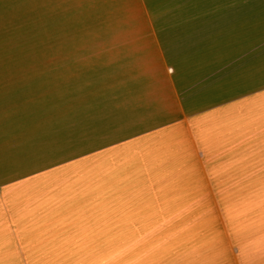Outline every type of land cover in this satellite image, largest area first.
I'll use <instances>...</instances> for the list:
<instances>
[{
  "label": "crops",
  "instance_id": "crops-1",
  "mask_svg": "<svg viewBox=\"0 0 264 264\" xmlns=\"http://www.w3.org/2000/svg\"><path fill=\"white\" fill-rule=\"evenodd\" d=\"M193 1L174 8L179 2L18 0L11 7L22 27L39 28L37 41L66 44L53 53L63 63L51 70V97L71 156L0 186L70 172L87 188L71 203H80L84 218L101 208L104 226L83 232L103 236L95 241L44 242V234L82 231L59 232L43 214L36 229L25 228L20 216L18 229H0L7 236L0 264H264V5ZM159 9L182 13L156 17ZM28 118L33 128L46 114ZM25 124L24 116L0 124V143ZM113 203L133 218L143 203L138 218L157 221L106 226ZM66 212L74 218L75 206ZM95 250L134 258L122 253L111 263Z\"/></svg>",
  "mask_w": 264,
  "mask_h": 264
},
{
  "label": "rangeland",
  "instance_id": "rangeland-1",
  "mask_svg": "<svg viewBox=\"0 0 264 264\" xmlns=\"http://www.w3.org/2000/svg\"><path fill=\"white\" fill-rule=\"evenodd\" d=\"M147 1L149 7L153 6L150 3H154V7L156 3L160 7H172L179 2L180 5L174 8L182 6L181 3H195L193 0ZM249 1H253L254 7H262L264 5V0H210L208 3L203 4L212 7L217 6L221 9L225 8V3L239 2L243 6ZM5 3L7 5L2 8V4ZM17 3L18 0L0 1V9L10 11L7 12V17H0V124L11 125L17 122L21 116H24L26 124L25 126L8 129L7 138L0 143V182L11 181L30 173H35L38 167L45 168L54 165L59 160L69 159L71 156L70 134L65 136V133H63V137L58 136L59 130L56 129L53 110L54 99L51 97L54 91V72L51 70L56 66L57 61L60 64L63 63V59L60 57L56 58L53 53L57 50H66V44L37 41L40 39L37 35L41 33L39 28L22 27L19 11L11 9ZM218 3H221V5ZM240 5L239 7H241ZM147 13L150 16L149 11H144V16ZM181 13L182 11L155 10L156 17L160 15L162 17L171 16L177 18ZM185 13L188 14L189 12ZM195 13L196 11L190 12L192 17ZM13 14L16 15L15 18L12 17ZM14 22L17 23L13 26ZM260 32H262L261 27L256 26V37ZM90 45L96 48L106 44ZM30 114L32 116L46 114V121L44 119L42 122H36L32 128L27 124ZM57 144L58 146H56ZM78 150H81L80 147ZM54 152H57V154H54ZM64 166L67 165L61 166L62 168L58 170L65 168ZM69 166L68 164L67 167ZM36 174L13 185L0 186V229L7 226L18 229L20 227L18 221L20 216L25 218L23 220L25 221V228L37 227L36 217L39 214H43L45 220L53 219L50 225L59 232L64 231L67 227H71L70 229L73 228V230L78 228L82 231L78 235H65L64 238L60 234L57 238L44 234L42 236L45 238L43 239L44 242H53L56 239L63 242H86L88 240L95 241V238L103 237L102 235L92 234L90 236L87 233L83 234L85 231L90 232L96 227L104 226L103 216H100V210L102 209L100 208L94 214L89 212L88 217L84 218L86 210L80 206V203H78V208L74 202L71 203V198L74 194L77 198L86 196L87 188L85 186L82 187L79 184L80 182L72 180L70 172H63L60 179L58 181L53 180V182L49 179L44 182L46 180L44 177L47 175ZM71 204L75 206L74 218H70L71 215L66 212V209ZM145 207L143 203H140L136 211V218H133L129 216L135 214L133 211L131 213L129 211L128 213L130 214L127 215V213H124L126 211L119 212V205L114 203L107 204L106 216L109 217L105 218L106 226H111L112 228L120 226L134 227L140 226L141 221L145 225L156 222V219L138 218L145 210ZM0 237L7 241L6 235L0 234ZM87 238L89 239L87 240ZM14 239L15 241H20L21 237L15 234ZM92 253H94L96 259L110 260L111 263L119 261L122 258V253L134 258L132 251L95 250Z\"/></svg>",
  "mask_w": 264,
  "mask_h": 264
}]
</instances>
